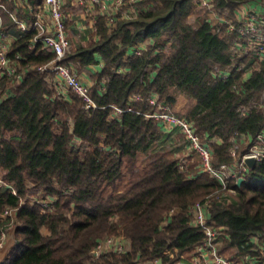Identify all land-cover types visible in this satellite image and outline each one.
<instances>
[{
  "label": "trees",
  "instance_id": "1",
  "mask_svg": "<svg viewBox=\"0 0 264 264\" xmlns=\"http://www.w3.org/2000/svg\"><path fill=\"white\" fill-rule=\"evenodd\" d=\"M250 1L213 0L215 17L200 7L205 15L196 21V0H142L137 17L118 15L113 24L100 15L91 41L61 61L90 73L97 104L90 108L75 92L69 99L58 96L53 74L39 69L55 54L42 45L31 49L34 33L17 31L9 56L26 77L15 90L10 76L1 79L0 169L13 187H0V215L15 210L18 225L16 243L0 264L186 261L207 239L194 215V207L207 200L209 225L223 228L221 252L237 250L225 255L231 260L258 255L264 243V158L241 184L230 178L227 186L203 170L195 150L182 169L180 156L161 147L172 133L161 131L151 115L158 105L148 102L157 93L174 111L178 93L184 94L191 106L174 113L193 122L212 146V164L241 159L264 130V58L235 49L243 37L229 31ZM141 45L142 54L130 52ZM217 70L230 76L215 75ZM139 94L142 99L134 100ZM240 139L247 145L233 155ZM195 152L200 157L192 161ZM141 154L149 159L137 172ZM42 187L57 198L53 210L24 201ZM11 219L0 217V227ZM108 238L123 239L126 248L95 256Z\"/></svg>",
  "mask_w": 264,
  "mask_h": 264
},
{
  "label": "built area",
  "instance_id": "2",
  "mask_svg": "<svg viewBox=\"0 0 264 264\" xmlns=\"http://www.w3.org/2000/svg\"><path fill=\"white\" fill-rule=\"evenodd\" d=\"M78 6H85L87 16H92L91 9L98 8L100 15L108 17L109 24L115 23V18L121 15L124 18H134L139 15V4L142 0H75ZM199 7H208L210 12L215 14L213 0H196ZM70 14L65 0H0V97L2 94L1 79L8 75L12 78L13 87L21 84L26 73L20 70L19 64L9 56L10 48L16 39L17 31L32 32L34 37L29 43L31 49L42 45L55 54L54 59L44 65H40L39 69L42 72L53 74L51 77L52 84L56 88V93L61 99H69L70 93L75 92L82 96L87 102L86 107H97V104L91 97L90 86L83 81L78 70L71 65L62 63L61 61L72 51V42L68 33L67 20ZM99 17V16H98ZM93 20L94 31H96L97 18ZM239 24L236 25L230 22L229 31H238L243 37L235 44V49L238 51H247L255 54L260 58H264V0H253L241 6L238 10ZM145 45L133 48L130 51L132 54H142ZM103 67V62L99 64ZM98 67V66H97ZM118 71H122L119 69ZM215 75L221 77H229V71L217 70ZM139 94L134 97V100H141ZM148 102L152 105H158V110L151 114L156 118L162 129L172 131L174 128H179L180 131L188 140L190 148L200 154L202 162L200 166L203 170L209 171L215 178L220 180L224 186H227V180L230 178L239 179L249 172L250 167L246 164L247 157H254L257 162L264 158V130L259 134L257 140L250 149L244 153L241 159L233 164H222L220 167H215L212 164L213 152L209 143L202 140L201 136L196 132L193 122L182 118L174 113L168 104H162L158 99L157 93H152L148 97ZM264 107V105H262ZM116 112L121 113L123 110L115 106ZM131 110V109H130ZM243 110H247L246 107ZM234 140L238 142L237 137ZM236 148L233 150V155H236ZM188 162L187 156L181 157L180 167L185 169ZM195 176V175H194ZM7 185L13 187V184L8 183L4 179V175L0 171V187ZM233 191V190H232ZM13 192L17 193L13 188ZM63 193H69L71 190L62 189ZM57 199V198H56ZM56 199L46 200L41 197H34L31 200L34 203H41L50 210L55 208ZM208 200L206 203H199L194 207V215L196 222L201 225L207 235L205 243L200 245L192 257L193 264H235L221 252V241L223 236L221 230L213 228L208 223ZM11 215L12 219L4 226L0 227V250L5 246L7 231L10 225L17 223L16 211L7 210L0 215L1 218H6ZM126 241L121 238H108L103 240L98 249V254L103 250L123 251L126 248ZM258 251V250H257ZM258 255L251 253L242 256L240 264H264V243Z\"/></svg>",
  "mask_w": 264,
  "mask_h": 264
},
{
  "label": "crops",
  "instance_id": "3",
  "mask_svg": "<svg viewBox=\"0 0 264 264\" xmlns=\"http://www.w3.org/2000/svg\"><path fill=\"white\" fill-rule=\"evenodd\" d=\"M65 1H66V5L68 7L69 14H70V17L67 20L68 33H69L70 39H72V41H73L72 49H75L78 45H80V44L86 45L87 43H89L91 41L92 34L95 33L94 27H93V20L95 19V17L100 16V14H99L100 11L98 10V8H95L94 10L91 9V13H93V15L87 16L85 6H83V5L78 6V4L76 3L75 0H65ZM77 35L78 36L81 35L82 39L78 38L77 40H75V38L78 37ZM97 68L98 67L96 65L94 67H91L89 70H96ZM84 73L85 72L81 73V78L83 80H85V82L88 83V85L91 87L93 85V81L90 77V73H89L88 77H85ZM179 97H181V95ZM187 100L189 102L190 99L187 98ZM190 102L192 103L191 100H190ZM168 132H171L174 135L176 133H180L181 131L179 128L176 127L172 131H168ZM183 136H184V134H183ZM184 138H185V136H184ZM185 141H186V145H185L184 155L187 154L186 151H188V150H190L188 152V154H191L190 152H192V149L190 148V145L188 143V140H186V138H185ZM178 144H180V143H178ZM186 148H187V150H186ZM178 149H184V147L178 146ZM185 156H187V155H185ZM10 236L11 237L7 240L5 247L0 250V263H2L5 260V258L9 254L11 248L16 243L14 234L11 233ZM222 243H223V239L221 241V246H222ZM195 251H194V253H195ZM234 251L237 252V250H234ZM193 254L186 255L185 256V258L187 259L186 261L177 262L176 264H193V262H192ZM234 259L235 260H233V259L232 260L234 261L235 264H240L242 262V256H240V255L238 257H235ZM143 264H149V263H143ZM152 264H161V261H160V259H158V260H155L154 263H152Z\"/></svg>",
  "mask_w": 264,
  "mask_h": 264
},
{
  "label": "rangeland",
  "instance_id": "4",
  "mask_svg": "<svg viewBox=\"0 0 264 264\" xmlns=\"http://www.w3.org/2000/svg\"><path fill=\"white\" fill-rule=\"evenodd\" d=\"M243 6H245V4H243ZM199 15H202V16L205 15L204 11H203L200 7H198V9H197V11H196V15H194V17H193V20L196 21V20L198 19L197 17H198ZM208 15H210L211 18H214V17H215V15H214L212 12H208ZM77 34H78V33H77ZM77 36H78V35H77ZM78 38L82 39V36L79 35L78 37L75 38V40H77ZM71 42L73 43L72 39H71ZM88 75H89L88 72H85V73H84V76H85V77H88ZM83 81L85 82V80H83ZM85 83H86V82H85ZM87 84H88V83H87ZM180 95H181V97H179ZM182 95H183V96H182ZM190 106H191V102H190V100H189V102H188V100H187V98L184 96V94H182V93H178V100H177V104L174 106V107H175L174 111L183 114V112H184L187 108H189ZM166 129H167V128H166ZM166 129H161V131H162L163 133H167V134H168V133H171V132H168ZM185 138H186V137H185ZM185 138H184V136H183V134H182L181 132H180V133H176V134H174V135L172 134V137L170 136L169 138H167L166 141L161 145V147H164V148H166V149H172V150L174 151V153H175L176 156H180V158H181V157H184V156L187 155L188 152L190 151V150L186 151L187 154L184 155V153H185V145H186ZM168 139L171 140V141H169ZM76 143H77V144H80V141L76 139ZM178 143H180V144H178ZM177 144H178V145H177ZM246 145H247V144H246L245 140H244V139H240V140H239V145H238V147L236 148L237 153H238V151L240 150V148H241V149H244V147H245ZM178 146H180V147H184V149H178ZM211 147H212V146H211ZM186 150H187V148H186ZM190 153H192V152H190ZM190 155H191V154H190ZM192 155H194L192 161H193V160H197L198 157H200L199 154H197L196 152L193 153ZM148 159H149V155L147 156L146 154H141V155L139 156V161H138V164L136 165V168H135L136 170H135V171L138 172V171L144 166V162H146ZM0 171H1L2 174H3V171H2L1 169H0ZM242 177L244 178V176H242ZM129 179H130V175L127 174V175H126V178L123 180V182L121 183V185L124 184V183L126 184V183L128 182ZM232 192L235 193L234 190H233ZM34 197H41V198H43V200H44V199H46V200H50V199L53 200V199H56L55 196H51L50 194H48V193L46 192L45 187H42L40 190H38V189H34L33 191L30 192V196H25V197H24V201H28V202L31 203V204H35L34 201L31 200V199L34 198ZM26 199H27V200H26ZM17 220H18V218H16L15 221H17ZM11 222H12V221H11ZM17 225H18V223L15 224V227H13V226H14L13 224L9 226V229H8V231H7V237H6L5 245H6L7 240L11 237L10 234L14 232L15 228L17 227ZM14 241H15V240H14ZM4 247H5V246H4ZM4 247H3V248H4ZM3 248H2V249H3ZM11 249H12V248H11ZM230 252H232L233 254L236 253L234 250H229V251H227V252H224V254H225L226 256L229 257Z\"/></svg>",
  "mask_w": 264,
  "mask_h": 264
},
{
  "label": "water",
  "instance_id": "5",
  "mask_svg": "<svg viewBox=\"0 0 264 264\" xmlns=\"http://www.w3.org/2000/svg\"><path fill=\"white\" fill-rule=\"evenodd\" d=\"M245 162H246V164L250 167V169H253V168L255 167L256 163H257V159L254 158V157H247V158L245 159ZM243 180H244V178L241 177V178L239 179L238 183L241 184ZM93 254H94L95 256H97V255H98V251H97V250H94V251H93Z\"/></svg>",
  "mask_w": 264,
  "mask_h": 264
}]
</instances>
